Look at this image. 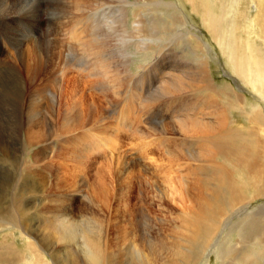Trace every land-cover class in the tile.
<instances>
[{
	"label": "rangeland",
	"instance_id": "1",
	"mask_svg": "<svg viewBox=\"0 0 264 264\" xmlns=\"http://www.w3.org/2000/svg\"><path fill=\"white\" fill-rule=\"evenodd\" d=\"M73 1L74 0H35V1L34 0H0V10L2 9L1 11H3V14L0 11V18L3 16H6V14H8V13H10L12 15V16H10L12 18V25H10V26H8L9 22L6 24L7 20H5V17L3 18V21H2V19H0V29L3 30V33L0 32V62L2 61V59L6 60V61L7 60L12 61L11 59L19 53L18 50H20V47H21V50L22 49L29 50L31 53V56L35 57L36 54L38 53V51H40L39 49L43 48V46L46 44L44 42L46 40V42L49 43V45L46 48V51L48 53H47V57L41 58L42 72L39 75H37L38 77L36 76L35 80L33 81L34 83L32 84L33 87L31 86L32 90L34 88L38 89L37 91H35L33 93L32 99L35 101V107L37 109H40L41 106L44 104V100H43L41 92H45L43 90V88H46L50 91V95L52 93L54 96H56V102H57V107L55 106L56 108H54L56 113L54 114V117L52 119V122H54V124H53L54 126L51 127L50 129H45L43 126L34 127L33 128L34 133L30 134V135H28V132L30 130H26L24 132V134L21 135V137L24 141H22V139H21V141L14 139L15 132H14L13 123H11L10 125H7V126L4 124V126H3V123L5 120L9 121L12 118H15L17 116L15 113H12V111H11L14 109L13 105H11L12 104L11 100H10V102H8L10 104L4 103L3 101L0 102V120H1L0 121V130L3 129V134H6V136L4 137V139L2 141L3 142L2 147H1L2 149L0 148V192H2L4 190V187L8 186L16 177L21 178L23 173H28L31 176V179H34V180H39L40 177H46V178L49 177L51 179V181L46 184V185H48L46 187H53V185H52L53 179L52 178L54 177L53 174H55L54 173V171H55L54 165L55 164H54L53 160H54L55 156L57 155L56 153L58 152V150L61 149L59 143H57V142H59V140H58L59 136L57 133H55L53 131V128H60L59 125L63 124L62 123L63 112L69 113L70 111L81 110L82 114L80 115V117L85 116L87 119H89L92 122V124H94L96 126L93 128V126L91 124L89 125V123H88L83 128L84 129L83 131H85V133L84 132L81 133V131L79 133H75V136L76 135L78 136L77 148H70V146H68L66 151H62V153L64 155L72 157L71 156L72 150H78V153L75 154V156H74L75 158L79 154H81V150L85 149L87 147V142L91 138V137H89V134H87V130L89 128H90V130H92V133H94V135H97V133L99 132L98 136H100V134L103 133V131H104L105 136L108 138L109 141L115 135H116V137H118V139L120 138L119 139L120 141L118 139L111 140V141H113L112 143H114V144L109 145L108 148H106L104 146H100L99 147L100 149L98 148L97 151L90 152V155H89V153L82 155L81 159L84 160V164H85V170L84 171L85 172H84V174L75 173V175L74 174L72 175L71 187L68 190H66L65 192H63L64 199H65L64 204L72 205V208L73 209L75 208L76 210L79 209L78 211H80V209L82 207L86 206L87 202L89 203V205L91 207L95 206V207H93V209L95 210L97 215L99 214L105 219L104 225H107L106 224L107 219L109 221L108 225H107V229H106V236L108 237L107 239L109 240V242L112 241V243L118 242V239H116V237H115V235H117V234H115V232L112 233V231H114L115 228H116V230H122V231L127 230V232L130 231V232H128L129 235L138 238L139 237V236H137L138 231L135 228L137 225L141 229L147 230L146 235H147L148 239L154 238L156 236H158L160 238H164L166 236L170 237V235H173L174 232L178 231L177 229H178L179 223L177 222V215L180 213V211H179V208L175 206V203H177V198H175L174 200H171L173 195H171L169 192V185L164 184V178L167 177V175L172 176V175H175L178 173V175H179L178 181H180V182H183L184 180L191 181V179L193 178V177L181 176L182 174L183 175L195 174L196 179H197V178H199V175L201 176V175H206V174L211 173L212 168L208 167V164L210 162H214V165L218 166L220 164H223V160L226 159L227 157H229L230 159H236L237 157H239L241 147L239 146V144L232 143V142L227 143L224 141L225 143L223 142V147H224L225 156L224 155H222V156L216 155L217 156L216 157L214 155H206V156H203L201 158H199V156H197L195 158L190 159L189 161H188V159H185L184 157L180 156V158L178 159V162L174 161L173 164H170L171 162H168V160L166 159L167 156H161L160 155V156H158V163L157 164L160 165L161 169L158 170V172H156V170H154L153 168L151 169V168L146 167V169H145V165L147 163H149V160H147V158H149V156L146 153V148L143 151V149L141 150L140 148H137L139 146L136 145L137 147H135L134 145H131L132 142H130L131 141L130 139H132L133 136H137V133L139 135V130L142 131L143 129L144 130L150 129V131L153 130L154 132H156V131L158 132L160 130H163V127H164L166 129H169V130H166L167 137L160 136V138L162 140L164 139V142H165V140H170L171 142L170 141H166V142H169L171 144L174 143L176 145V147L180 146L181 144L187 143L185 146H183L181 148H185L186 151H190L192 153V155L197 154V152H198L197 146L195 148L193 145V144H195L194 141L186 140L189 138L185 137L182 134V132L179 130V127L174 122V119H175V117L176 118L178 117L180 119L183 113H184L183 115L187 114V109H185V106L190 99L192 100V102L196 101L195 103H197V100L199 99L198 102H200L201 98H202V101L205 99L204 100L205 105H206V103L208 105L213 100L210 103L211 105H208L209 107H208L206 112H209V111H219L220 112V110H222L224 112L225 119H226V125H225L224 130H227V131L223 130L221 132V133L224 132L222 135H227L228 134L227 132H229V130H230L231 131V132H229L230 134L237 132L238 134L245 135L252 140H255L257 137L259 138V136H260L261 140L264 138V127H263L264 126L263 125L264 124V97H263V95H259V93L254 90V87L257 86V83L255 84L254 72H253V70H250L249 79L247 78L248 79L247 80L244 77V74L242 72H240L239 70H237V68L235 67L234 55L231 57V53L234 51V48H235V45H234V38L235 37H236V39L238 37H240L243 40L247 39L248 37H249V40H250V38H252L251 41L254 45V47L252 45L253 49L257 48V47H263V44L261 42L264 40V33H262L264 31V29H263L264 27L262 28V26H264V0H259V2L257 3L258 6L256 5L257 1H255V0H253V1L252 0H238V1H236L234 7L230 8L228 10V12L230 11L229 14L231 15V18H229V19L225 18V20H224V17H222V15H218V16H220L221 23L219 20V22L217 23L218 24L217 27L220 28V26H221V30L217 28V30L220 31V32L218 31L219 35L216 32L217 36H216V34H214L215 36L212 34V33H215L213 27L210 28V26L209 27L207 26V25H209L208 21H209L210 17L212 18V15L214 16L215 14H220V13H222V11L224 12V9L223 10L220 9L221 12L220 11L218 12L217 9L219 10L220 6L216 7L214 0H204V2L201 0H193L192 3H191V0L190 1L189 0H160L161 2H163L165 4H169V5L175 4V6H176V7L174 6L176 8V10L174 12L168 8L167 9L164 8L163 10H166L168 14H172V13L175 14L174 17L177 18V24H176L175 28L178 31V33L175 35L176 36L175 41L178 40L177 38H179V40L177 42H174V38H170L169 40L165 39L164 44L166 45V47L162 51V56L159 58L153 57L152 55H150V52H148L147 53V59L144 62H142V61H140V59L137 58L138 57L137 55H131L132 63L130 65V70L134 74V77L132 78V82L129 83L130 85H127V86L124 85V86L120 87V86H118L119 82L118 83L116 82L117 83L116 84V83H113V81H111L112 85L109 83L113 88H115L114 85L116 84L117 87L121 89V90L118 88H117V90H116V88L114 89L115 92H117V93L119 92L117 95H114L113 93L107 91V90H111V87L109 85H104L105 84L104 81L108 83L110 81V79L105 77L104 75H102L101 71L98 70V66H100V65H98V62L100 63V61H96V60L93 61L91 59L92 56L90 54H86V53L80 54V48L76 47V44L74 43V41L64 39L66 41L65 42L64 40H61V38L59 37V32H60V35H65L66 30L69 28L70 24H71V26H73L72 23H74V18H79V22L75 23V25L77 24V25H80L81 27L85 26L83 28L88 27L86 29H88V32H91L89 30V24L91 23V25H90L91 30L92 29L95 30L94 31L95 34L92 33V35L95 36L96 38H100V36H101L99 34L100 29L99 28L97 29L98 26H97L96 22L103 20V22L106 23V21H105L106 14L111 15V17H113V18H116V17H120L121 15H124L125 13H127V14H130L129 15V21L132 22L133 21V17H132L133 14H131V13H134L136 15L140 13V15L142 14V15L146 16V19H147V18H149V15L151 13L148 15V12L144 13L143 11H140L139 7H136L135 5L129 6L127 4L129 2V3H133V4L143 3L144 5H147L150 2L148 0H144V1H141V0H113V1L112 0H100L99 1L98 0L99 1V4H97L98 6H94V4L96 5V3L94 2L93 6H90L88 8L89 10H87V8H84V9L82 8L81 11L75 12L72 9V8H74V6L71 8V5H70V4H73ZM207 1H208V4H207ZM210 1H211V3L209 4ZM220 1H221V4L223 3L222 7L227 8V6H229V3L231 0H220ZM102 2H104V3H102ZM212 2H213V4H212ZM199 3H201V5L206 4V7L200 5L202 8H205V9H202L201 7H199ZM100 5H105L106 8L102 9V10H98V7ZM63 7H64V10H62ZM96 7H97V9H96ZM208 7L210 9H208ZM254 7H256L257 12H256V9H254ZM94 8L96 9V11ZM26 9H27V11H26ZM143 9L155 10L151 5H149L147 8L145 6H143ZM160 10H161V8H160ZM203 10L205 13L203 12ZM155 11H157V10H155ZM232 12H233L234 16L232 15ZM26 13H27V15H26ZM60 14H61V17L59 18ZM78 14H81L83 16L80 15V17H77ZM157 15L158 14H156V16ZM201 15H204V16H201ZM256 15H258L257 16L258 20L261 23H259V22L257 23V19L254 20L253 23L258 24L260 26L261 30L259 29L258 26H256L254 28L250 27L247 31H244L243 28H245L247 25L252 24L251 21H252V19H254L253 17H255ZM93 16H94V18L96 17L95 18L97 20L96 22H95V20H93L94 19ZM184 17L187 19V22L181 23L180 19L181 18L183 19ZM204 17H205V20H204ZM71 18L73 19V21ZM185 18H184V20H185ZM88 20H91V22H89ZM92 22H94V23H92ZM204 22H207V24H205ZM60 23H62V28H61V25H59ZM64 23H66L65 26L63 25ZM180 23L182 24V26ZM183 24H184V26H183ZM159 25H160V23H159ZM179 26H181V27H179ZM243 26H245V27H243ZM7 27H9L10 30L8 32H5V29ZM147 28H148V26L146 27V32H144V34L148 35L150 32H147ZM234 28L236 29L235 31L238 32V34L233 31ZM212 29H213V32H212ZM252 29H254V30L251 31ZM61 31H63V32H61ZM153 31H155V30H153ZM254 31H256V33L259 32L258 35L256 34L257 37L260 35V37L262 36L263 39H262V37L261 38L258 37V39H257L255 37ZM11 32L17 33V40H14V41H16L15 43H11V41L7 37H5L6 35L10 34ZM155 32H157V31H155ZM47 34L48 35L50 34V35L48 36ZM173 34H175V32H173ZM187 36L191 40L188 39ZM40 37H41V39H40ZM214 37L216 38V40ZM219 37H221V39L223 37V41H224V42H222L223 45H222V43L217 44V42H218L217 40ZM155 39H156V37H155ZM17 41H18V43H17ZM185 41H187V42H185ZM201 43H203V45ZM33 44H35V45H33ZM60 45L62 47L61 50H59ZM27 47H29V48H27ZM209 47H210V49H209ZM109 49L110 48H107V47L105 48V50L107 52H109L108 51ZM227 49H228V51H227ZM111 50L112 49H110V52H111ZM191 50H193V51H191ZM36 51H37V53H36ZM224 51H227V52H224ZM228 55H229V57H227ZM81 57H82V59L84 58L83 61H85V59L87 62L91 61L90 63H87L86 65L81 61L85 67L88 65L90 66V64L92 66L96 65L97 74L102 78H99V76H98V78L97 77H90L91 79L89 82L94 81V80H98V85L102 86V88H98L99 86L91 87L85 81V80L89 79V76L85 77L84 73H82V70L87 71L86 68H89V66L86 67L85 69H84V67L80 68L79 72H78V70H76V72H75V69L72 68V66H71L72 64L78 65ZM151 58H154V59H151ZM155 59H157V61L163 62L164 64L167 63L164 65L163 70L162 69L161 70L156 69V66H155L156 63L154 62ZM158 59H160V60H158ZM65 60L67 61L66 65L69 64V66H65ZM110 60H111L110 58L106 59L104 57V60L103 59L101 60L102 63H100L101 66L99 67V69L102 70L101 67H103L105 65L104 67H105L106 71L109 72L108 65L111 66ZM103 61L104 62L106 61V62L103 63ZM208 62L210 64H208ZM31 63L34 64L33 62H30V65H31ZM106 63H107V65H106ZM112 64H114V63H112ZM104 67H103V69H104ZM114 68H115V70H114L113 75L115 74V72L116 73L121 72V69L119 66L117 67V65H116V67H114ZM69 69H70V71H67ZM117 69H119V70H117ZM202 69H204V71H206V77L208 79L209 87L212 90V92H208V93L196 92V93H193L192 95H191V93L187 94L186 99H184L181 102L182 104L177 102L176 98L170 99L171 102L170 101L168 102L169 99H164V98L160 97L161 94H159V93L164 92V90H160V89H162V86H160L161 80L164 79L163 81H167V80L172 78V75L181 74V75H178V77H180L183 81H186V80L189 81V80L194 78L193 75H197V72L202 70ZM5 70H6V72H5ZM188 70H189V73L190 72L192 73V71H193L192 74L190 73L192 76L191 75L189 76L188 75L189 73L187 74ZM195 70H197V71L195 72ZM184 72H185V74H187L188 77L185 76ZM73 73H75V74L73 75ZM140 73H142L143 75ZM160 73H163V74H160ZM164 73H166V74H164ZM172 73H176V74H172ZM240 73H242V74H240ZM92 74H94V70H93ZM170 74H172V75H170ZM120 75H118L117 79H119V77H121ZM69 76L70 77L72 76L73 78L72 77L70 78ZM168 77H170V78H168ZM10 78H11V76L9 75L7 69L1 68L0 69V93H1L0 96L2 95V93H5L6 91L9 90L10 86H8V85H10V84H8V82H9ZM140 81L142 84L140 83ZM134 82H135V84H134ZM140 85L142 86V88ZM222 85H224V86H222ZM73 86H74V88H73ZM158 87H159V90H158ZM135 88H138V89H135ZM214 89H216V91ZM128 90H129V92H128ZM64 91L71 92V94L75 95L77 98V102H76L77 107L71 106V108H74L73 110L65 108V102L63 100L62 101L60 100V97H62V98L64 97ZM121 91H122V93H121ZM123 92L125 94H123ZM134 93H136V96L133 95ZM260 94H263L262 91H260ZM217 95H220L221 98L219 99ZM223 95H224V97H223ZM181 96H182V98L180 97V99H183L185 97L183 95H181ZM137 97H139V98H137ZM150 97H151V99H149ZM1 98H3V97H0V100H1ZM152 98H157V100L155 99V102H153ZM241 98L243 99V102H244V109L240 110L238 108L236 109V108H232V107H231L232 108L231 109L228 102H230V100L233 101L235 99L233 102L239 103ZM57 99H59V100L57 101ZM206 99H207V102H206ZM92 100L95 103V106L94 105H91V106L87 105L90 102H92ZM226 100H228V101H226ZM221 102H223V105L224 104L227 105V107L225 109H223V107L221 106V104H220ZM83 103H86V104H83ZM84 107H86L87 109L85 110ZM63 110H65V111H63ZM67 110H69V111H67ZM253 111H255L259 117L258 122L256 121V119H252V118L247 119V115H249L250 113L252 114ZM197 113H199V112H196V114ZM202 113H204V112H202ZM58 114H60V115H58ZM196 114L193 113V115H196ZM257 115H255V116H257ZM192 117H195V116H192ZM253 118H255V117H253ZM206 120L209 121L208 119H206ZM253 124L254 125L256 124V125L254 126ZM167 125H170V128H168ZM2 126H3V128H2ZM50 126H52V125H50ZM135 126H136V129H135ZM156 128H158V129H156ZM93 129H95V130H93ZM97 129H98V132H97ZM49 131L50 132L53 131L52 133L57 136L55 138L56 140H54L53 142H49L46 140ZM262 131H263V133H262ZM6 132H8V134ZM106 132L108 134H106ZM230 134H228V135H230ZM75 136L72 135V137H75ZM105 136L103 134V135H101V138L102 137L106 138ZM109 136H110V138H109ZM67 137L68 136H66V138ZM261 137H263V138H261ZM128 138H130V139H128ZM154 138H157V142L155 141L156 144H153V145H155V147L157 146L156 148L161 149V146H162L161 144H164V142L162 140H160V138H158V137H154ZM258 138H257V141H258ZM64 140H65V138H63V141ZM181 140H183V141H181ZM114 141L115 142L117 141V143L119 141L120 143L117 144ZM262 141H264V140H262ZM182 142H185V143H182ZM15 144L17 147L15 146ZM115 144H117V145H115ZM121 144H122V146H121ZM231 144H233V145H231ZM259 145H260V147L258 148V150H259L260 157H261L260 163L262 164V166H264V157H263L264 156V143L258 141V146ZM198 146H199V144H198ZM57 147H58V150H57ZM105 148L107 151L103 150ZM112 148H113V151H112ZM135 148H137L138 151H137V149L135 150ZM229 148L230 149L233 148V149L230 150ZM235 148H236V150H235ZM7 153H8V157H6ZM13 155H17L19 157L18 163L24 167L22 174L20 172L18 173V170H17L18 167L11 164L10 160L7 161L5 159V157L9 158ZM113 155H115V156L117 155L118 157L117 156L113 157ZM139 155H141V156H139ZM49 156H50V158H47ZM109 156L112 160L109 158ZM144 156L146 159L141 158ZM74 157H72V158L75 159ZM115 158H117V159L115 160ZM144 159L147 162H145ZM110 160L112 162H110ZM143 160H144V162H141ZM113 164L115 165V167ZM101 165L103 168L101 167ZM147 165L150 166V164H147ZM189 166H191L190 168L192 170L189 168ZM193 168L198 170V171L194 170ZM45 169H49V171H47L46 174L44 173L45 171H43ZM184 169H185L184 172L181 171ZM25 170L27 172H24ZM56 170L57 171H59V170L60 171H62V170L66 171V170H68V168H60V169H56ZM236 173H237V179L239 180L240 178H242L241 179L242 182H243V180L247 181L249 179V176L252 177L250 180L247 181V182H250V184L245 183V187L246 188L249 187V188H247L248 189L247 192L246 191L243 192V190H245V189L240 188V189H242V191H241L242 194L239 195L236 198V200L232 203L233 205L231 208H228L226 211H224V214H226V216L229 215L228 219H226L224 221L225 217H221L220 222L224 221V222H222L223 225L221 224L222 226L220 225L219 227H217V231H216L215 235H210L209 237H207V238H209L208 242H205L206 239L203 238V242L201 243L202 245L196 247V249H195L196 255L198 254L196 257V260H192L194 262H192L190 264H193L195 262H197L195 264H209V263L210 264H219V262L221 264H250L251 262L249 261V259L248 258L246 259V257H245L247 254V251L249 249H250L249 250L250 254H252V253L255 254L254 255L255 262H253L251 264H264V244H263L264 243V235L261 236V238H256L255 241H253V238H251L249 240H246L245 242H242V241L238 240L239 238H238V233H237V231L239 229L238 223L241 221L242 217L245 214H247V212L251 213L253 210H254V212H257L261 209L259 211V213L261 216L264 217V188H263L264 184H262V183H264V179H263L264 176H262V175L260 176V174H258V173L250 174L248 176L241 170H237ZM165 174H166V176H165ZM257 174L260 176V177H258L259 180L257 179V176H258ZM86 176H88V179L94 188L95 187L98 188L99 187L98 183H100L102 180H106L105 187H100V188H104V189H107L110 191L114 190V193H117V195H115V197H116L115 200H111L108 202V204H110V206H109L110 209H108L107 211H106L105 207H103V204L100 205L99 203L89 201V200H93V199H91V196H90L91 194L89 192H88L89 194L87 193V189H86L87 187L85 189H83V186L81 185V182H82L81 179L86 178ZM159 176H160V178H159ZM233 178H236V176H233ZM241 181H240V183H242ZM252 181H254V183ZM236 183L238 184V182H236ZM127 187H128V190H127ZM125 189L127 191H125ZM93 190H98V189H93ZM259 190H260V192H259ZM257 191H258V193H257ZM261 192L263 195L261 194ZM121 196L123 197V199ZM83 198H85V199H83ZM250 198L252 201L249 200ZM71 199H72V201H70ZM78 199H80V200H78ZM86 199H87V201H86ZM36 200H37V198L35 197L34 206L36 205L38 208H40L41 206H46V205L56 206L54 203L48 204L46 202L47 201L46 197L41 200L42 201L41 204L38 202L39 200H37V201ZM126 200H128V201H126ZM79 201H81V202H79ZM84 202H86V203H84ZM122 202H127V205H129V206H127V208L123 207ZM91 204H93V205H91ZM82 205H84V206H82ZM242 205L246 208L245 210H243L241 208L238 209V206L240 207ZM116 208H117V211H116L117 213L114 211L110 212V210H112V209L116 210ZM129 208L133 209L134 213L132 211H129ZM255 208H256V210H255ZM125 209L128 211V213H127V211H125ZM123 210L125 211L124 213H123ZM140 212H142V216H141ZM137 213H140V217L137 215ZM119 215H121V216H119ZM45 217H47V216L45 215ZM106 217H107V219H106ZM129 225H130V227H129ZM261 225L264 226V222L261 223ZM58 227H60V226H58ZM10 232L11 231L9 230V227H7V228L5 227V229L0 227V246L3 248L6 247V251L8 250V247L15 248V250L17 251V258H19V261L14 262L13 264H25V263L32 264L33 261H36L33 264H41V263L51 264V259L49 258V256H47L45 254H43L42 256L41 255H35L34 256V255L29 254V253L33 254V252H30L32 249L28 245V239H25L21 235H19L20 232L18 230H16L15 232H14V230H12V232L11 233ZM124 235H125L124 233H123V235L120 234V237H121L120 241H121V239L125 240ZM117 236H119V235H117ZM183 238H184V240H183ZM179 240H181L183 242L185 241L186 244L185 243L184 244L186 246L188 245V242L191 243L190 241L187 240L186 236L174 238L173 241L176 242V245H177V242ZM113 241H115V242H113ZM221 241H222V243H221ZM238 241H240V242H238ZM223 243H225V244H223ZM247 243L249 244L248 246H247ZM220 244L222 246H225V245L226 246L222 247ZM219 245H220V247H219ZM240 246L242 248L244 247L242 252L244 251L245 253L244 252L238 253V251L240 249H242ZM1 247H0V252L4 251L3 249H1ZM123 247H124V249H123ZM123 247H121L122 248L121 250H123V253H124V255L122 257L123 258L122 264H139L137 259L133 255V253L130 252L125 247V245ZM218 247H219V249H218ZM198 248H200L199 249L200 252L197 251ZM246 248L247 249L249 248V249L247 250ZM234 250H235V252H234ZM213 252H215V253H213ZM78 254H79V256L83 257L82 259H84L83 252L78 250ZM199 254L201 256H199ZM59 256H62L61 253L59 254ZM219 256H221L223 258L222 261H220V260L218 261ZM239 256H241V257H239ZM237 258H239V259H237ZM240 258H242V259H240ZM38 261H40V262H38ZM42 261H44V262H42ZM231 261H233V262H231ZM0 264H6V263H0Z\"/></svg>",
	"mask_w": 264,
	"mask_h": 264
},
{
	"label": "bare ground",
	"instance_id": "2",
	"mask_svg": "<svg viewBox=\"0 0 264 264\" xmlns=\"http://www.w3.org/2000/svg\"><path fill=\"white\" fill-rule=\"evenodd\" d=\"M99 1L98 0H74L73 4H70V5H71V8L74 6V8H72V9L75 12H78V11H81L82 8L83 9L87 8V10H89L88 8L90 6H93L94 2L96 3V5L94 4V6H98L97 4H99ZM141 1H144V0H141ZM148 1L150 3L147 5H144L143 3L133 4V3H129V2L127 4L129 6L135 5L136 7H139L140 11H143L144 13L148 12V15L151 13L149 15V18H147V19H146V16H144L142 14L140 15V13L137 15L134 13H131V14H133V16H132L133 21L132 22L129 21V15L130 14H127V13H125L124 15H121L120 17H116V18H113V17H111V15L106 14V16H105L106 23H104L103 20L96 22L97 21L95 19L96 17L94 18V16H93V18H94L93 20H95V22L97 23V26H98V27L96 26L97 29L98 28L100 29V33H99L101 35L100 38H96L95 36L92 35V33H94L95 30H93V29L91 30V28H90L91 23L89 24V30L91 32H88V29H86L88 27L83 28L85 26L81 27L80 25H77V24L75 25V23L79 22V18H74V23H72L73 26H71V24H70L69 28L66 30L65 35H60V32H59V37L61 38V40H64V39L73 40L74 43L76 44V47L80 48V54L81 53L90 54L92 56L91 59L93 61L96 60V61H100V63H102L101 60L102 59L104 60V57L106 59H109V58L111 59L110 60L111 66L108 65L109 72L106 71V69L104 67L105 65L103 66L104 69H103V67H101L102 70H100L99 67L101 66V64L99 62H98V65H100V66H98V70L101 71L102 75H104L105 77L110 79V81L108 83L104 81V83H105L104 85H109L111 87V90H107V91L113 93L114 95H117L119 93V92L118 93L115 92V90H114L115 88L117 90L118 87L116 84L118 82H119L118 86H120V87H122L124 85H126V86L130 85L129 83L132 82V78L134 77V74L130 70V65L132 63L131 55H137L138 56L137 58L140 59V61H142V62H144L147 59V53L148 52H150V55H152L153 57L159 58L162 56V51L166 47V45L164 44L165 39L169 40L170 38H174V42H177L179 40V38H177L178 40L175 41L176 40L175 35L178 33V31L175 28V26L177 24V18L174 17L175 14H173V13L168 14L166 10H163L164 8H166V9L168 8L174 12L176 10L175 4H172V5L165 4V3L161 2L160 0H148ZM201 1L204 2V0H201ZM214 1H215L216 7L220 6V8L218 7L219 10L217 9V11L219 12L220 9H222V10L224 9V12L222 11V13H220V14H215L214 16L212 15V18L210 17V19L208 21L209 25H207V26L208 27L210 26V28L213 27V29H214L215 33H212L213 35L216 34V32L218 34L219 30H217V28L221 30V26H220V28L217 27V25H218L217 23L219 22V20L221 23L220 16H218V15H222V17H224V20H225V18H228V19L231 18V15L229 14L230 11L228 12V10L230 8H233L236 1H238V0H234V1L231 0L229 3V6H227V8L222 7L223 3L221 4L220 0H214ZM255 1H257L256 5L258 6L257 3L259 2V0H255ZM192 2H193V0H191V3ZM102 3H104V2H102ZM201 3H199V7H201V6L206 7V4L201 5ZM210 3H211V1L209 2V4ZM207 4H208V1H207ZM212 4H213V2H212ZM149 5H151L157 11H155L153 9L152 10L151 9H147V10L143 9V6H145L147 8ZM105 8H106L105 5H100L98 7V10H102ZM160 8H161V10H160ZM96 9H97V7H96ZM96 9H95V11H96ZM202 9H205V8H202ZM208 9H210V8L208 7ZM254 9H256V7H254ZM62 10H64V7L62 8ZM26 11H27V9H26ZM1 12L3 14V11H1ZM203 12H204V10H203ZM256 12H257V9H256ZM155 13L158 15L156 16ZM26 15H27V13H26ZM80 15L81 14H78V16L77 15L76 16L80 17ZM204 15H201V16H204ZM232 15H233V12H232ZM10 16H12V15L10 13H8V14H6V16L1 17L0 19H2V21H3V18L5 17V20H7L6 24L9 22L8 26H10V25H12V18ZM81 16H83V15H81ZM257 16L258 15L253 17L254 19H252V21H251L252 24L247 25L246 27L243 26V27H245V28H243L244 31H247L250 27L254 28L256 26H258L260 29V26L258 24L253 23L254 20H256V19H257V23L258 22L261 23L258 20ZM60 17H61V14H60L59 18ZM184 18L180 19L181 23L187 22V19L185 18V20H184ZM204 20H205V17H204ZM72 21H73V19H72ZM88 21L91 22V20H88ZM92 23H94V22H92ZM159 23H160V25H159ZM204 23L207 24V22H204ZM184 24H183V26H184ZM59 25H61V28H62V23H60ZM63 25L65 26L66 23H64ZM147 26H148L147 32H150L148 35L144 34V32H146ZM181 26H182V24H181ZM181 26H179V27H181ZM263 27L264 26H262V28ZM213 29H212V32H213ZM9 30H10V28L7 27L5 29V32H8ZM153 30H155L157 32H155ZM235 30L236 29L234 28L233 31L238 34V32H236ZM253 30L254 29H252L251 31H253ZM0 32L3 33V30L0 29ZM61 32H63V31H61ZM173 32H175V34H173ZM254 33H255V37L257 39H258V37L259 38L262 37V36L260 37V35L257 37L259 32L256 33V31H254ZM262 33H264V31ZM217 34H216V36H217ZM5 37H7L11 41V43H15L16 41H14V40H17V33L11 32L10 34L6 35ZM155 37H156V39H155ZM40 39H41V37H40ZM188 39H190V38L188 37ZM262 39H263V37H262ZM215 40H216V38H215ZM251 40H252V38H250V40H249V37L247 39H244V40L241 39L240 37H238L237 39L235 37L234 38L235 48H234V51L231 53V57L234 55L235 67L237 68V70H239L240 72H242L244 74V77L246 79L247 78L249 79L250 70H253L254 75H255V84L257 83V86H258V87L253 86L254 90L256 92H258L259 95H263V97H264V40L261 42L263 44V47H257L254 49L252 48L253 43ZM217 41H218L217 44L224 42L223 37H222V39H221V37H219ZM44 42L46 44L43 46V48L39 49L40 51L37 50L38 53L36 51L37 54L35 57L31 56V53L29 50H27V49L21 50V47H20V50H18L19 53L11 59L12 61H10V60L6 61V60L2 59V61L0 62V69L6 68L9 75L11 76V78L8 82V84H10V85H8V86H10L9 90L6 91L5 93H2V95L0 97H3V98H1L0 102L3 101L4 103H8L11 100V103H12L11 105H13V108H14L11 111H12V113H15L17 115L15 118H12L9 121L3 120L4 121L3 126H4V124L7 126V125H10L11 123H13L14 132H15L14 139H17L19 141H21V139H22L21 135L24 134V132L26 130H30L28 132V135H30V134L34 133V129H33L34 127L43 126L45 129H50L51 127L54 126L53 125L54 122H52V119L54 117V114L56 113V111L54 109L57 107L56 96H54L52 93L50 95V91L46 88H43V90L45 92H41V93H42V97L44 100V104L41 106L40 109H37L35 107V101L32 99L33 93L35 91H37L38 89L34 88L32 90L31 86L34 83L33 81L35 80L36 76L42 72L41 58L47 57V53H48L46 51V48L49 45V43H47L46 40ZM185 42H187V41H185ZM17 43H18V41H17ZM35 44H33V45H35ZM201 44L203 45V43H201ZM222 45H223V43H222ZM106 47L112 49L111 52H110V49L108 50L109 52H107L105 50ZM253 47H254V45H253ZM27 48H29V47H27ZM61 49H62V47L60 45L59 50H61ZM209 49H210V47H209ZM191 51H193V50H191ZM227 51H228V49H227ZM227 51H224V52H227ZM227 57H229V55ZM83 59L81 57L78 65H73V64L71 65L72 68L75 69V72H76V70H78V72H79L80 68H82V67H84V69H85L86 67L89 66L88 65L85 67L84 64L86 65L87 63H90L91 61L87 62L86 59H85V61H83ZM151 59H154V58H151ZM158 60H160V59H158ZM81 61L84 64H82ZM30 62H33L34 64L31 63V65H30ZM105 62L103 61V63H105ZM154 62L156 63L155 66H156L157 70H161V69L163 70L164 65L167 64V63L164 64L161 61H157V59H155ZM66 63H67V61L65 60V66H69V64L66 65ZM112 63H114V64H112ZM208 64H210V63L208 62ZM106 65H107V63H106ZM116 65H117V67L118 66L120 67L121 72H119V71H118L119 73L115 72V74L113 75L114 70H115L114 67H116ZM91 66L92 65L90 64L89 68H86L87 71L82 70V73H84L85 77L89 76V79L85 80L88 85H90L91 87H97V86H99L98 80H94V81L89 82L91 79L90 77H97L98 78V76H99L97 74L96 65H93L92 67ZM93 70H94V74H92ZM117 70H119V69H117ZM67 71H70V69ZM196 71L197 70H195V72ZM5 72H6V70H5ZM142 73H140V74H142ZM188 73H189V70L187 71V74ZM190 73L188 74L189 76L193 73V71L191 74ZM242 73H240V74H242ZM74 74L75 73H73V75ZM160 74H163V73H160ZM164 74H166V73H164ZM172 74H176V73H172ZM172 74H170V75H172ZM184 74H185V72H184ZM187 74H185V76H187ZM118 75L121 76V77H119V79H117ZM178 75H181V74H178ZM178 75H172V78L167 80V81H163L164 79L161 80L160 86H162V89H160V90H164V92L163 93L161 92L159 94H161L160 97H162L164 99H169L168 102L169 101L171 102L170 99L176 98L177 102L181 103L184 99H186V95L190 94V93L192 95L193 93H196V92H205V93L212 92V90L209 87L208 79L206 77V71H204V69L198 71L197 75H193L194 78L189 80V81L188 80L183 81L180 77H178ZM99 78H102V77L99 76ZM168 78H170V77H168ZM111 81H113V83L117 82L115 85L113 84L115 88H113L111 86L112 85ZM140 83H141V81H140ZM134 84H135V82H134ZM222 86H224V85H222ZM73 88H74V86H73ZM98 88H102V86H99ZM141 88H142V86H141ZM118 89H120V88H118ZM135 89H138V88H135ZM129 90H128V92H129ZM158 90H159V87H158ZM214 90L216 91V89H214ZM260 91H262L263 94H260ZM124 92H123V94L126 93V92L125 93ZM121 93H122V91H121ZM133 95L136 96V93H134ZM181 95H183L185 97L183 99H180V97L182 98ZM217 96L219 99L221 98L220 95H217ZM223 97H224V95H223ZM137 98H139V97H137ZM149 99H151V97ZM155 99L157 100V98H152V101L155 102ZM58 100L59 99H57V101ZM60 100L61 101L63 100L65 102V108H67V109L73 110L74 108H71V106L77 107L76 106L77 98L75 95H72L71 92L64 91V97L63 98L60 97ZM198 100H197V103H195L196 101L192 102V100L190 99L185 106V109H187V114L183 115L184 114L183 113L180 119L178 117L177 118L175 117V119H174V122L179 127V130L182 132V134L185 137L189 138L186 140L194 141L195 144H193V145L195 148L197 146V151H198L197 154L192 155V153L190 151H186L185 148H181L187 144L185 142H182L185 144H181L180 146H177V147L174 143L171 144L169 142H166V141H170V140H165V142H164V139L162 140L160 138V136L167 137L166 130H169V129H166L164 127H163V130H160L158 132L157 131L154 132L153 130L150 131V129H146V130L143 129L142 131L139 130V135L137 133V136H133L132 139L128 138L131 140L130 142H132L131 145H134L135 147L139 146L137 148H140L141 150L143 149V151L146 148V153L149 156V158H147V160H149V163H147V164H150L151 167L145 163L146 164L145 169H146V167L151 168V169L153 168L154 170H156V172H158V170L161 169L160 165L157 164L158 163V156H160V155L161 156H167L166 159L168 160V162H171L170 164H173L174 161L178 162V159L180 158V156L184 157L185 159H188V161L192 158L197 157V156H199V158L206 156V155H214V156L224 155L225 156L224 147H223L224 141L227 143L232 142V143L239 144V146L241 147L239 157H237L236 159H230L229 157H227L226 159L223 160V164H220L218 166H215L214 162H210L208 164V167L212 168L211 173L206 174V175H201V176L199 175V178H197V179H196L195 174H192V175H183L182 174L181 176L193 177V178L191 179V181L184 180L183 182H180V181H178L179 175L177 172H176L177 174L174 173L175 175H172V176L167 175V177L164 178V184L169 185V192L171 195H173L171 200H174L175 198H177V203H175V206L178 207L179 211H180V213L177 215V222L179 223V226L177 229L178 231L174 232V234L170 235V237L166 236L167 238L166 237L160 238V237L156 236L154 238L148 239L147 235H146L147 230L146 229L143 230L137 225L135 228L138 231V234H137V236H139L138 238L129 235L128 232H130V231L127 232V230H123V231L122 230H116V228H115V230L112 231V233L115 232V234L119 235V236L115 235L116 239H118V242L112 243V241L109 242V240L107 239L108 237L106 236V229H107V225H108L109 221L106 217V219H107L106 224L107 225H104L105 219L101 215H99V214L97 215V213L93 209V207H95V206L91 207L89 205V203L87 202V205L86 204H85L86 206L82 205L84 207H82L80 209V211H78L79 210L78 208H77L78 210H76L75 208L74 209L72 208V205L64 204L65 199H64L63 192H65L66 190H68L71 187L72 175L73 174L75 175V173L84 174V172H85L84 171L85 170L84 160L81 159L82 155H84L86 153H89V155H90V152L97 151L100 146H104V147L108 148L109 145L114 144V143H112L113 141H111V140L118 139V137H116V135H115L109 141L108 138L105 136L104 131H103V133L100 132L101 134H100V136H98V134H99L98 129H97L98 133L96 132L97 135H94V133H92V130H90V128H89L87 130V134H89V137H91V138L87 142V147L85 149H82L81 154H79L76 158L74 156H75V154L78 153V150H72L71 151V156L74 157L76 160L73 159L72 157L64 155L62 153V151H66L68 146H70V148H77L78 136L76 135L77 136L76 137L75 133H79L80 131H81V133H83V132L85 133V131H83L84 130L83 128L88 123H89V125L91 124L93 126V128L96 126V125L92 124V122L89 119H87L85 116L80 117V115L82 114L81 110L70 111L69 113L63 112V114H62V116H63L62 123L63 124L59 125L60 128H53V131L55 133H57L59 136V139H58L59 142H57V143H59L60 148H61L58 150V147H57L58 152L56 153L57 155L55 156V158L53 160V162L55 164L54 165V168H55L54 173L55 174H53L54 177L52 178L53 179L52 180L53 181V183H52L53 187H46V186H48L46 184L51 181V179L49 177H47V178L46 177H40L39 180H34V179H31V176L28 173L22 174L24 167L18 163L19 157L17 155H13L9 158H6V157H8V153L6 154L5 159L7 161L10 160L11 164L18 167L17 168L18 173L20 172L22 174V177L21 178L16 177L8 186L4 187V190L2 192H0V227L4 228V229H5V227L6 228L9 227V230L11 232H12V230H14V232L16 230H18L20 232L19 235H21L25 239H28V245L32 249L30 252H33V254L32 253H29V254L34 255V256L35 255H41L42 256L43 254H45V255L49 256V258L51 259V264H122V259H123L122 257L124 255V253H123V250H121L122 249L121 247H123L124 245L130 252L133 253V255L135 256V258L137 259L139 264H190V263L194 262L192 260H196V257L198 255V254L196 255V253H195L196 247L202 245L201 243L203 242V238H205L207 240V241L205 240V242H208L209 238H207V237H209L210 235L216 234L217 227H219L222 224V222H224L226 219H228L229 215L226 216V214H224V211H226L228 208L232 207V205H233L232 203L236 200V198L239 195L242 194V192H241L242 189H245V190H243V192L244 191L247 192V190H248L247 188H249V187L246 188L245 183L250 184V182H247V181L252 178L249 175L258 173V174H260V176L261 175L264 176V166H262V164L260 163L261 157H260V153L258 150V148L260 147V145L258 146V141L264 143V141H262V140H264V138L261 137V138H263L261 140L260 136H259V138L257 137L258 141H257V138L255 140H252L245 135L238 134L237 132L230 134L229 133V132H231L230 130H229V132H227L230 135H228V134L222 135L224 132L223 133H221V132L224 130L225 125H226V119H225L224 112L222 110H220V112L219 111H209L211 108L208 110L209 112H206L208 107H209L208 105H211L210 103L213 100L212 101L210 100L211 102L209 101L210 103L208 105H207V103L205 105V102H204L205 99L202 101V98H201L202 102L201 101L198 102ZM226 101H228V100H226ZM233 101L230 100V102H228V104L230 105V108L231 107L236 108V109L238 108L240 110L244 109V102H243L242 98L239 101V103L233 102ZM206 102H207V99H206ZM86 103H83V104H86ZM8 104H10V103H8ZM220 104L223 107V109H225L227 107L226 104L223 105V102H221ZM87 105H90V106L94 105L95 106V103L92 100V102H90ZM84 109L86 110L87 108L84 107ZM63 111H65V110H63ZM67 111H69V110H67ZM201 111L204 113H202ZM196 112H199V113L196 114ZM193 113H195L196 115H193ZM250 114L247 115V119H251V118L256 119V121L258 122L259 117L256 114V112L253 111V113L251 115ZM58 115H60V114H58ZM255 115H257V116H255ZM192 116H195V117H192ZM253 117H255V118H253ZM206 119H208L209 121H207ZM50 125H52V126H50ZM170 125H167V127L170 128ZM3 126H2V128H3ZM135 129H136V126H135ZM156 129H158V128H156ZM93 130H95V129H93ZM224 131H227V130H224ZM52 132L49 131V133L47 135L46 140L49 142H53L54 140H56L55 138L57 137ZM107 132H106V134H108ZM6 133L8 134V132H6ZM262 133H263V131H262ZM103 134L106 138H103V137L101 138V135H103ZM72 135H74L75 137H72ZM5 136H6V134H3V129L0 130V148L2 147V143H3L2 141H3ZM66 136H68V137L66 138ZM110 136H109V138H110ZM154 137H158V138H160V140H162L164 142V144H161L162 145L161 149L156 148L157 146L155 147V145H153V144H156V142H157V138H154ZM63 138H65L64 141H63ZM22 141H24V140L22 139ZM119 141H118V143H120ZM181 141H183V140H181ZM115 143H117V141ZM117 144H115V145H117ZM198 144H199V146H198ZM231 145H233V144H231ZM15 146H16V144H15ZM121 146H122V144H121ZM106 148L103 150H106ZM137 148H135V150ZM233 148H231V149H233ZM235 150H236V148H235ZM112 151H113V148H112ZM137 151H138V149H137ZM114 156L115 155H113V157ZM139 156H141V155H139ZM47 158H50V156ZM109 158H110V156H109ZM141 158L143 159V158H145V156L141 157ZM116 159L117 158H115V160ZM111 160H110V162H112ZM144 160L141 162H144ZM145 162H147V161L145 160ZM101 167H102V165H101ZM114 167H115V165H114ZM190 167L191 166H189V168ZM60 168H68V170H66V171H64L65 169L62 171L59 170L60 172L56 170V169H60ZM194 170H196V169H194ZM237 170L243 171L246 175L249 176V179L247 181L243 180V182L241 181L242 178H240L238 180L237 179V173H236ZM43 171H45L44 173L46 174V172L49 171V169H45ZM181 171L184 172L185 169L181 170ZM196 171H198V170H196ZM24 172H27V171L25 170ZM165 176H166V174H165ZM233 176H236V178H233ZM260 176L258 175L257 179ZM159 178H160V176H159ZM81 181H82L81 185L83 186V189H85L87 187L86 188L87 193L89 192L91 194L90 195L91 199L94 200V201L93 200H89V201L99 203L100 205L103 204V207H105L106 211L108 209H110V207H109L110 204H108V202L111 200H115V198H116L115 195H117V193H114V190L110 191V190H107L104 188H100V187H105L106 180H102L100 183H98L99 184L98 188L97 187L94 188L91 185V183L88 179V176H86V178L81 179ZM240 181L242 183H240ZM236 182H238V184ZM252 182L254 183V181H252ZM262 184H264V183H262ZM240 188H242V189H240ZM263 188H264V186H263ZM93 189H98V190H93ZM127 190H128V187H127ZM127 190L125 189V191H127ZM259 192H260V190H259ZM257 193H258V191H257ZM261 194H262V192H261ZM35 197L37 198V200H39L38 202L40 204L42 202L41 200L46 197L47 198L46 202L48 204L54 203L56 206L46 205V206H41L40 208H38L36 205L34 206ZM83 199H85V198H83ZM122 199H123V197H122ZM78 200H80V199H78ZM249 200L252 201L251 198ZM70 201H72V199ZM86 201H87V199H86ZM126 201H128V200H126ZM79 202H81V201H79ZM84 203H86V202H84ZM93 204H91V205H93ZM122 205L125 208H127V206H129V205H127V202H122ZM239 208H241L243 210L246 209L243 205L240 207L238 206V209ZM255 210H256V208H255ZM111 211L116 212L117 208H116V210H113V209L110 210V212ZM125 211H127V210L125 209ZM125 211L123 210V213ZM129 211H132L134 213L133 209L129 208ZM259 211L254 212V210H253L251 213L247 212V214H245L242 217L241 221L238 223L239 224V229L237 231L238 238H239L238 240L245 242L246 240L253 238V241H255L256 238H261V236L264 235V226L261 225V223L264 222V217L260 215ZM127 213H128V211H127ZM140 213L142 216V212H140ZM140 213H137V215L139 217H140ZM45 215L47 217H45ZM119 216H121V215H119ZM221 217H225L224 221H222V222H220ZM58 226H60V227H58ZM129 227H130V225H129ZM123 233L125 234L124 235L125 240L121 239V241H120V238H121L120 234L123 235ZM181 236L182 237L186 236L187 240L191 242V243H189L187 241L188 247L185 245L186 244L185 241L183 242V241L179 240L177 242V245H176V242L173 241L174 238H178ZM183 240H184V238H183ZM240 241H238V242H240ZM113 242H115V241H113ZM221 243H222V241H221ZM223 244H225V243H223ZM220 245H219V247H220ZM248 245L249 244L247 243V246ZM225 246H222V247H225ZM219 247H218V249H219ZM243 248L240 249L238 251V253H243L244 252V251L242 252ZM1 249H3L4 251L1 250L2 252H0V263L13 264L14 262L19 261V258H17V251L15 250V248L8 247L7 251H6V247H4V248L1 247ZM123 249H124V247H123ZM199 249L200 248H198L197 251H199ZM78 250L83 252L84 259H82L83 257L79 256ZM249 250L247 251V254L245 257H246V259L248 258L251 263H253V262H255V260H254L255 254H253V253L250 254ZM234 252H235V250H234ZM60 253L62 256H59ZM213 253H215V252H213ZM199 256H201V255L199 254ZM239 257H241V256H239ZM222 259L223 258L221 256L218 257V261L219 260L222 261ZM237 259H239V258H237ZM240 259H242V258H240ZM34 262H36V261H33V263ZM38 262H40V261H38ZM42 262H44V261H42ZM231 262H233V261H231ZM195 263H197V262H195ZM195 263H193V264H195ZM25 264H27V263H25ZM41 264H46V263H41ZM219 264H221V263L219 262Z\"/></svg>",
	"mask_w": 264,
	"mask_h": 264
}]
</instances>
